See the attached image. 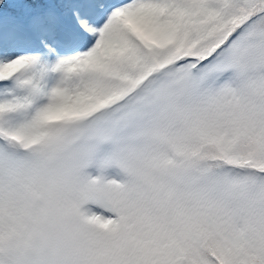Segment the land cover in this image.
Returning <instances> with one entry per match:
<instances>
[{"label": "snow or ice", "instance_id": "6c2138e0", "mask_svg": "<svg viewBox=\"0 0 264 264\" xmlns=\"http://www.w3.org/2000/svg\"><path fill=\"white\" fill-rule=\"evenodd\" d=\"M0 264H264V0H0Z\"/></svg>", "mask_w": 264, "mask_h": 264}]
</instances>
